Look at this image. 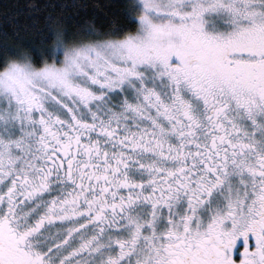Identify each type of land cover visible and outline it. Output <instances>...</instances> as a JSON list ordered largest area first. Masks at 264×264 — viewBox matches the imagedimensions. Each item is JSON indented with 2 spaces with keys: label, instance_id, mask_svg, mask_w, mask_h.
Instances as JSON below:
<instances>
[{
  "label": "snow or ice",
  "instance_id": "6c2138e0",
  "mask_svg": "<svg viewBox=\"0 0 264 264\" xmlns=\"http://www.w3.org/2000/svg\"><path fill=\"white\" fill-rule=\"evenodd\" d=\"M127 16L0 56V264H264V0Z\"/></svg>",
  "mask_w": 264,
  "mask_h": 264
},
{
  "label": "trees",
  "instance_id": "16d2710c",
  "mask_svg": "<svg viewBox=\"0 0 264 264\" xmlns=\"http://www.w3.org/2000/svg\"><path fill=\"white\" fill-rule=\"evenodd\" d=\"M132 0H0V56L30 49L47 55L52 32L67 30L87 38L94 25L102 33L132 31L127 6Z\"/></svg>",
  "mask_w": 264,
  "mask_h": 264
},
{
  "label": "flooded vegetation",
  "instance_id": "af4514ba",
  "mask_svg": "<svg viewBox=\"0 0 264 264\" xmlns=\"http://www.w3.org/2000/svg\"><path fill=\"white\" fill-rule=\"evenodd\" d=\"M242 250V249H241Z\"/></svg>",
  "mask_w": 264,
  "mask_h": 264
}]
</instances>
